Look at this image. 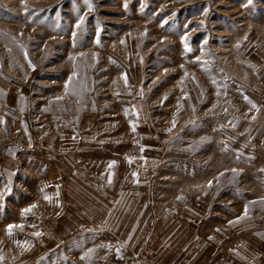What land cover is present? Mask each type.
<instances>
[{
  "label": "rangeland",
  "instance_id": "374dc122",
  "mask_svg": "<svg viewBox=\"0 0 264 264\" xmlns=\"http://www.w3.org/2000/svg\"><path fill=\"white\" fill-rule=\"evenodd\" d=\"M88 3L0 0V264H264V0Z\"/></svg>",
  "mask_w": 264,
  "mask_h": 264
},
{
  "label": "snow or ice",
  "instance_id": "6c2138e0",
  "mask_svg": "<svg viewBox=\"0 0 264 264\" xmlns=\"http://www.w3.org/2000/svg\"><path fill=\"white\" fill-rule=\"evenodd\" d=\"M252 2H253V0H247V4H248V5L252 4ZM85 3L87 4L89 11H91V10H92V5H91L90 3H88V0H85ZM124 6H125V8H127V3H125ZM245 6H247V5H245ZM57 15H58V13H57ZM157 15H159V13H157ZM172 15H174V13H173ZM83 23H84V17H83V16H80V17L78 18V20H77V23H76L75 27H76L77 29H79ZM167 23H168V21H167L166 19H162V21H161V27H164V25L167 24ZM185 27L187 28V25H185ZM99 31H100V30L97 29V32H98V33H99ZM75 36H76V32H73V37L75 38ZM182 41H183L184 44H185V51H191V49L187 46V37H182ZM74 43H75V40H74ZM97 43H99L98 40H97ZM121 43H123V41H121ZM70 59H75V58L70 57ZM196 59H197V61H199V57H197ZM110 62H113V63H114V61H110ZM30 66H31V65H30ZM202 67L204 68V70H207L206 65H202ZM185 75L187 76V73H185ZM75 76H76V73L73 72V73L68 77V80L65 82V85H64V92H65V95H69V94H71V95H78V93L73 89V86H72V81H73V79H74ZM121 78L124 80L125 85L127 86L128 81H127V76H126V74H122V77H121ZM213 82L215 83V81H213ZM70 89H72V90L70 91ZM140 95L143 96V92H141ZM185 98H187V97L185 96ZM56 99H57V100H60V99H62V97H56ZM164 99H167V97H165ZM249 103H251V101H249ZM252 106L255 107V105H252ZM94 110H95V109H94ZM178 110H179V102H178ZM44 111H47V109H44ZM253 119H254V117H253ZM0 123H3V121L0 120ZM130 127L132 128L133 131H135V125H130ZM173 127H175V121H173ZM168 131L171 132L172 129L170 128V129H168ZM73 139H75V137H73ZM203 142H205V141L202 140L201 143H203ZM225 150H227V149H225ZM143 151H144V148L141 147V152H143ZM126 159H128V160H129V163H131V158H126ZM114 164H115L114 161H113V162H110V163H109V168H112V167L114 166ZM261 171H264V169H262ZM232 172H233L234 175L237 174V170H236V169H232ZM132 175L135 177L137 174H136L135 172H133ZM221 175H223V173H221ZM217 179H219V178L217 177ZM111 182H112V179H111V174H110V175H109V184H111ZM211 186H212V182L209 181V182H208V187H211ZM44 199H45V200H49L50 198L47 197V196H45ZM178 199H183V197H178ZM260 202H261V203H264V201H260ZM250 203H257V201H253V202H250ZM35 207H36V205L33 204V205H31L29 208L23 209V210H22V214L30 212L31 209H32V208H35ZM247 212H248V206L246 205V206H245V211H244V213L242 214V216L238 217V218H237L236 220H234V221H230L229 224L238 223L240 220L247 218ZM16 227H22V225H8L7 228H6V233H7L9 236H12V235H13V233H12V229H13V228H16ZM33 235L36 236V237H39V236L41 235V233H40L39 231H37V232H34ZM210 239H211V237H210ZM91 251H92V250H89V253H87V254L85 255V257H81V258H82V259L87 258V257L90 255Z\"/></svg>",
  "mask_w": 264,
  "mask_h": 264
},
{
  "label": "crops",
  "instance_id": "0c3cea01",
  "mask_svg": "<svg viewBox=\"0 0 264 264\" xmlns=\"http://www.w3.org/2000/svg\"><path fill=\"white\" fill-rule=\"evenodd\" d=\"M106 178V177H104ZM102 178V179H104ZM105 180V179H104ZM103 181V180H102ZM105 184L106 182L103 181ZM63 186L61 183H58L56 187L57 194L56 196H52L50 200V205L52 209H54L57 214L64 211V205L62 204V196L60 195V187ZM54 190V188L52 189ZM43 201V199H42ZM142 216L148 215L147 210L143 211ZM139 220V219H138ZM140 223L137 224V228ZM174 226H172L173 228ZM175 229L177 228L176 226L174 227ZM173 239V238H172ZM183 240H179L181 242ZM194 241H190V243H187L186 240L181 243L180 248H173L171 250V255L170 256L172 261L170 260L166 264H237L235 259L228 256V255H210L208 257H203V255L198 251V247L195 245H192L191 243ZM117 254H121L119 256H122V252H117ZM174 257V258H172Z\"/></svg>",
  "mask_w": 264,
  "mask_h": 264
},
{
  "label": "built area",
  "instance_id": "2783aa9c",
  "mask_svg": "<svg viewBox=\"0 0 264 264\" xmlns=\"http://www.w3.org/2000/svg\"><path fill=\"white\" fill-rule=\"evenodd\" d=\"M44 228L46 225V221H42ZM48 232V231H47ZM132 264H160L157 260V255L147 249H141L137 252H134L132 255Z\"/></svg>",
  "mask_w": 264,
  "mask_h": 264
}]
</instances>
